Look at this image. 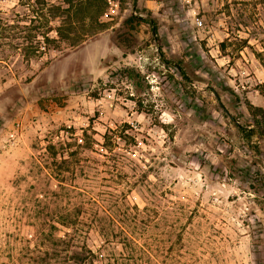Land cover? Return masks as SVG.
Instances as JSON below:
<instances>
[{
    "label": "rangeland",
    "instance_id": "rangeland-1",
    "mask_svg": "<svg viewBox=\"0 0 264 264\" xmlns=\"http://www.w3.org/2000/svg\"><path fill=\"white\" fill-rule=\"evenodd\" d=\"M263 111L264 0H0V264H264Z\"/></svg>",
    "mask_w": 264,
    "mask_h": 264
},
{
    "label": "trees",
    "instance_id": "trees-1",
    "mask_svg": "<svg viewBox=\"0 0 264 264\" xmlns=\"http://www.w3.org/2000/svg\"><path fill=\"white\" fill-rule=\"evenodd\" d=\"M69 1H70V0H69ZM71 5H72V3L70 2V3L68 4L67 8H62V7L58 6V9H59L60 11H62V13H65V12H66V13H67V16H66V17L72 18L71 13H69V12L72 11L73 15H74V16H77L78 12L80 11V10H78V8L81 9V6L79 5L78 8H76V9H72ZM96 12H97L99 15H101V13H102V5L98 6V8L96 9ZM81 19H83V18H82V15H81ZM55 30H56V35H57L58 38H60L61 36H64V35H65V34L61 31V30H62L61 26L57 27V29H55ZM44 36H45V33H44ZM258 110H260V108H258ZM261 113H263V115H264V111L261 112ZM62 221H63V220H62ZM73 221H75V220H70V222H66V221H65V222L63 221V222L66 223V225H71V224H73ZM87 251H88V252H91L90 249H88Z\"/></svg>",
    "mask_w": 264,
    "mask_h": 264
},
{
    "label": "built area",
    "instance_id": "built-area-1",
    "mask_svg": "<svg viewBox=\"0 0 264 264\" xmlns=\"http://www.w3.org/2000/svg\"><path fill=\"white\" fill-rule=\"evenodd\" d=\"M19 126H20V123L16 122V127L19 128Z\"/></svg>",
    "mask_w": 264,
    "mask_h": 264
}]
</instances>
